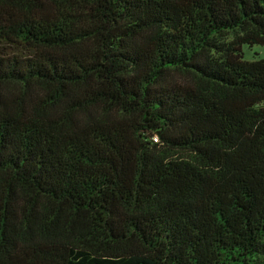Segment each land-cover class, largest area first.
I'll return each mask as SVG.
<instances>
[{
	"label": "trees",
	"instance_id": "1",
	"mask_svg": "<svg viewBox=\"0 0 264 264\" xmlns=\"http://www.w3.org/2000/svg\"><path fill=\"white\" fill-rule=\"evenodd\" d=\"M264 0H0V264H264Z\"/></svg>",
	"mask_w": 264,
	"mask_h": 264
},
{
	"label": "rangeland",
	"instance_id": "2",
	"mask_svg": "<svg viewBox=\"0 0 264 264\" xmlns=\"http://www.w3.org/2000/svg\"><path fill=\"white\" fill-rule=\"evenodd\" d=\"M243 59L247 61L264 59V46L253 45L247 46L244 45L241 47Z\"/></svg>",
	"mask_w": 264,
	"mask_h": 264
}]
</instances>
